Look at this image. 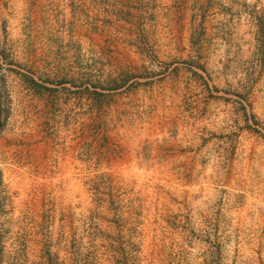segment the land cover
<instances>
[{
	"label": "rangeland",
	"instance_id": "obj_1",
	"mask_svg": "<svg viewBox=\"0 0 264 264\" xmlns=\"http://www.w3.org/2000/svg\"><path fill=\"white\" fill-rule=\"evenodd\" d=\"M0 264H264V0H0Z\"/></svg>",
	"mask_w": 264,
	"mask_h": 264
},
{
	"label": "trees",
	"instance_id": "obj_2",
	"mask_svg": "<svg viewBox=\"0 0 264 264\" xmlns=\"http://www.w3.org/2000/svg\"><path fill=\"white\" fill-rule=\"evenodd\" d=\"M33 82H35V80H33Z\"/></svg>",
	"mask_w": 264,
	"mask_h": 264
}]
</instances>
